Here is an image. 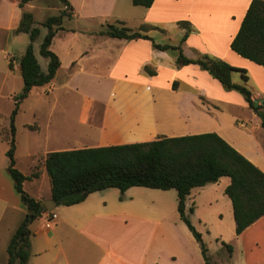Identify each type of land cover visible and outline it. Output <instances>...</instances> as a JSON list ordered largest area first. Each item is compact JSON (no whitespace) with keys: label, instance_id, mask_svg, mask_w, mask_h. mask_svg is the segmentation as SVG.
Wrapping results in <instances>:
<instances>
[{"label":"crops","instance_id":"0c3cea01","mask_svg":"<svg viewBox=\"0 0 264 264\" xmlns=\"http://www.w3.org/2000/svg\"><path fill=\"white\" fill-rule=\"evenodd\" d=\"M21 1L0 0V52L11 35L24 34L15 31L23 14L30 13L31 2L20 7ZM68 1L73 9L71 18H76L83 4L78 6L77 0ZM105 1L102 12L113 14L119 0ZM218 1L156 0L151 8H145L143 21L150 28L142 33L161 44L158 39L168 35L169 29L163 24L160 27L158 22L165 18L163 15L183 10L184 14L175 19L174 27L179 43L171 46L181 44L183 50L185 47L192 50V56L186 55L188 58L210 55L248 73L244 66L248 60L233 52L231 43L252 0ZM117 21L121 20L117 18ZM182 21L188 22L191 29L184 43L186 30L178 26ZM85 33L90 32L64 28L57 33L62 35L59 44L62 52H58L62 66L56 78L44 86L49 102L58 100L60 94L68 96L66 99L70 102L49 103L45 124L36 122L37 129L33 128L35 124L26 126L43 133L44 143L56 144L46 154L217 133L264 171L261 119L252 110L249 120L231 115L235 93L226 92L208 72L197 65L178 66V50L174 55L169 53L171 50L159 51L149 40H119L99 32L93 38L95 41H84ZM24 53L7 54L13 73L21 74L20 59ZM146 66L156 75L148 74ZM16 76L22 77H5L8 80ZM6 84L4 81L2 88ZM70 96L81 100L74 103ZM261 104L262 101L258 103ZM38 156H32L33 164ZM43 171V175L47 174ZM196 189L192 190L191 197ZM36 199L53 200L52 194H40ZM174 209L178 210V194L143 187L131 188L124 194L115 188L107 189L91 194L78 205L47 209L37 220L39 225L34 226L35 221L30 226L31 258L27 264H204V259L195 261L193 253L181 245L179 236L173 232ZM26 211L25 207L23 218ZM16 212L10 206L0 210V244L6 254L22 222L12 227L8 213ZM51 212L56 213L57 219L48 226ZM262 223L264 230L263 217L241 236L236 235L241 246V264H264ZM231 232L236 234L234 225ZM233 248L229 261L235 257L236 248ZM3 259L0 263L7 264L8 255Z\"/></svg>","mask_w":264,"mask_h":264},{"label":"trees","instance_id":"16d2710c","mask_svg":"<svg viewBox=\"0 0 264 264\" xmlns=\"http://www.w3.org/2000/svg\"><path fill=\"white\" fill-rule=\"evenodd\" d=\"M32 1L22 0L20 7ZM155 1L132 0V3L137 7L151 8ZM61 2L64 10L59 15L48 18L42 25L47 29V34L41 43L40 54L48 59L47 72L42 70L34 50V43L41 34V29L34 27V15L24 13L15 31L17 34H28L31 43L20 59L24 87L22 93L14 98L16 108L11 115L10 148L7 157L8 171L27 211L7 247V264H27L31 258L30 226L47 212V207L44 202L31 196L24 185L27 181L39 179L43 174L42 169L46 170L50 179L52 199L57 207L78 205L93 193L113 188L123 194L134 187L176 190L181 220L198 242L204 264H214L203 235L193 225L187 212L186 202L192 190L216 184L223 177L231 179L225 194L232 202L238 237L264 217V171L217 133L163 137L151 142L50 152L35 161L28 176L17 168L15 121L20 111L19 106L34 88L50 84L62 66L60 57L51 47L57 33L64 29V19L71 18L73 9L68 0ZM117 24L108 25L100 34L127 41L149 40L159 51L178 50V66L197 65L217 80L225 90L243 95L248 107L261 119L264 128V105H258L248 89L247 71L210 55L188 58L181 46L161 45L144 35L142 31L147 32L150 28L147 25L139 32H133L126 26ZM178 26L186 30L182 39L184 43L191 32L190 24L182 21ZM231 49L240 57L264 67V0H252L240 30L231 43ZM10 66L12 67V62ZM145 71L151 76L156 75L148 66ZM235 73L241 75L244 84L233 81ZM193 211L191 209V213ZM222 245L232 256L233 246L226 242H222Z\"/></svg>","mask_w":264,"mask_h":264},{"label":"rangeland","instance_id":"374dc122","mask_svg":"<svg viewBox=\"0 0 264 264\" xmlns=\"http://www.w3.org/2000/svg\"><path fill=\"white\" fill-rule=\"evenodd\" d=\"M216 3L220 2L218 0ZM105 0H77L78 6L83 4L81 11L77 14L76 18H65L63 22L64 28H78L88 29L90 33H85L84 41H95V36L107 29L108 25L117 24L124 25L131 29L133 32H139L145 25L143 21V15L146 11L143 7L134 6L132 0H119L116 7V11L113 14L108 12H102L105 10L103 6ZM64 9V5L61 0H33L29 12L34 15L35 25L41 29V34L37 41L34 43L35 54L40 62L42 70L47 72L48 59L44 58L40 54V46L47 34V29L42 25L50 17L57 16ZM70 11V9L68 10ZM183 10L171 12L168 15H163V20L158 22L159 26L166 25L168 35H164L162 39H158L161 44H173L179 43L176 38V30L174 29L176 18L182 16ZM117 18L121 20L117 21ZM163 30V29H162ZM165 31V30H163ZM165 32V33H166ZM62 35H56L51 49L58 55V52H62L60 48V40ZM94 38V39H93ZM31 43L29 35L20 34L17 36L11 35L3 52H0V196L2 201H7L4 204L0 201V210H6L7 206L13 207L17 212L10 215L8 213V219L11 220L12 227L15 228L23 220V211L25 209L24 203L15 188L14 180L12 179L9 171V160L7 152L10 148L11 137V115L16 108L14 98L20 95L23 91L24 82L21 76L10 77L6 80V75H21L18 71L14 73L11 71L10 62L7 59V54L14 56H21L27 46ZM181 44L178 45V47ZM184 48V46H183ZM186 48V47H185ZM184 48V53L187 56H192V50ZM176 52L175 50L169 51L170 54ZM174 55V54H172ZM59 56V55H58ZM60 57V56H59ZM65 58V57H64ZM244 59V58H243ZM245 61V60H244ZM247 62V61H246ZM244 64L248 68L249 82L247 83L248 89L253 93L256 103L262 101L264 103V71L262 66H259L253 62H247ZM213 81V79L211 77ZM6 81V86L2 88V85ZM233 81L238 84H244L243 79L239 73L233 75ZM220 85V84H219ZM224 89V87L222 86ZM47 88L42 87L34 90V92L20 104V111L16 118V161L17 168L25 175H30L32 172L33 159L32 156H38L35 161L42 159L48 148H54L56 144L44 143V134L37 133L29 130L26 126L34 125V129H37V123L42 125L46 122L45 114L47 113L46 107L54 103H67L66 95L59 96L56 101H50L45 93ZM225 90V89H224ZM235 93V99H233L231 115H235L241 120L251 119V109L246 104L245 98L238 92L227 91ZM217 92V90H216ZM72 102H80L81 99L77 97H71ZM48 100V101H45ZM71 102V103H72ZM36 111V112H34ZM35 113V116H34ZM264 145V143H263ZM4 170V171H3ZM42 172L43 169H42ZM231 179L229 177H223L216 184H210L203 189L198 188L193 194V197H189L187 205L189 206L187 212L189 217L196 227L198 232L203 235L204 242L206 243L209 253L214 264H241V246L236 238V234H232L231 230L234 225L235 219L232 216L233 208L232 203L228 196L225 194L226 188L230 185ZM25 190L34 198H38L40 194L44 196H50L51 183L47 174L32 182L25 183ZM173 195H177L176 190H172ZM0 199V200H1ZM193 209V213H191ZM173 232L179 236L181 245L193 253L196 262L203 260L202 253L198 242L193 236L192 232L181 220L178 210H173ZM37 221L35 225H39ZM260 233L263 232V223ZM259 225V226H260ZM33 226V227H34ZM257 226V227H259ZM220 239L219 241H217ZM231 244L236 248L235 257L232 261H229L230 254L226 248H222L221 242ZM222 248V249H221ZM7 258L4 247L0 244V261L3 262V258Z\"/></svg>","mask_w":264,"mask_h":264},{"label":"water","instance_id":"95a60500","mask_svg":"<svg viewBox=\"0 0 264 264\" xmlns=\"http://www.w3.org/2000/svg\"><path fill=\"white\" fill-rule=\"evenodd\" d=\"M44 204L46 205L49 211H53L57 207V203L54 200L45 201Z\"/></svg>","mask_w":264,"mask_h":264},{"label":"built area","instance_id":"2783aa9c","mask_svg":"<svg viewBox=\"0 0 264 264\" xmlns=\"http://www.w3.org/2000/svg\"><path fill=\"white\" fill-rule=\"evenodd\" d=\"M56 219H57V215H56V213L51 212L50 218H49V220H48V226H50L51 223H52L54 220H56Z\"/></svg>","mask_w":264,"mask_h":264}]
</instances>
